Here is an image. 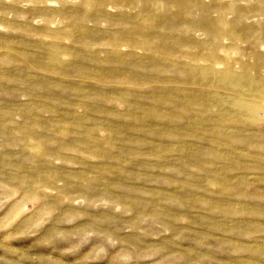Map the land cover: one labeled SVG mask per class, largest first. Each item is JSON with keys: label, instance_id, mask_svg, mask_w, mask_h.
<instances>
[{"label": "rangeland", "instance_id": "1", "mask_svg": "<svg viewBox=\"0 0 264 264\" xmlns=\"http://www.w3.org/2000/svg\"><path fill=\"white\" fill-rule=\"evenodd\" d=\"M0 264H264V0H0Z\"/></svg>", "mask_w": 264, "mask_h": 264}]
</instances>
